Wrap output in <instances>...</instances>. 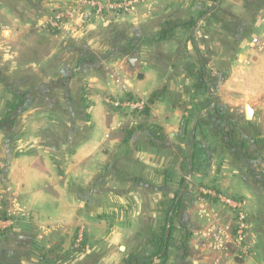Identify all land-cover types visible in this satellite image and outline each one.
Returning a JSON list of instances; mask_svg holds the SVG:
<instances>
[{
  "label": "rangeland",
  "instance_id": "1",
  "mask_svg": "<svg viewBox=\"0 0 264 264\" xmlns=\"http://www.w3.org/2000/svg\"><path fill=\"white\" fill-rule=\"evenodd\" d=\"M93 1L103 4L117 3L123 5V8H106L99 11L98 8L96 10L92 8L94 7L92 5L91 7L83 5L82 0H74L62 4L59 8L30 11L32 15L38 12L47 14L44 22L33 26L36 30L25 32L33 43L31 49L43 53L55 50L56 46L70 47L71 52L77 57L73 68L78 69V72H81L82 68L86 72H82L81 86L74 91L76 93L73 95L74 98L64 107L63 117L56 116L55 112L51 114L49 112L43 118L31 119L27 122L26 130L18 131V135L15 133L13 142L17 150L25 149L26 152L17 157V166L21 168L16 170L14 175L15 179H20V184L25 186L21 187L22 190H19L18 195L22 203L18 198L13 201L14 192L7 194L9 198L4 203V209L9 211L14 219L4 224L6 227L17 225L27 239H31L32 243L35 242L36 254L39 257H47L49 261L56 258L63 261L77 258L85 261L89 257L94 258L98 264H126V258L131 255H139L140 258L148 256L150 245L147 239L158 233L163 225L154 228L153 224L149 229H145L144 234L136 238L126 236L123 240H119L123 233L120 224L130 219L134 220L130 213L132 201L127 197L121 198L111 194L98 196L95 192L92 195L93 190L103 188L104 172L122 171L117 170L118 162L131 156L125 148L128 143L123 142L125 138H129V131H133L137 125L146 133L157 132V126L153 124L155 122L150 115L152 110L161 100L167 103L179 98V93L168 92L164 87V83L169 82L168 73L174 67L175 70L180 69L185 76H190L196 88L200 86L207 88L206 106L209 111L214 109L212 107L217 100L215 111H210L212 114L209 119L199 122L198 124L201 125L199 129L193 130L191 126L189 136L187 139L184 138L187 150L186 163L180 161V165L183 162L182 169L191 168L192 165L195 172H202L204 168L201 167L203 164H199L200 160L191 159L192 154L196 152L200 159L208 152L214 156L217 165L227 164L228 157L220 151L222 148L232 150L234 145L231 139L235 124L231 122V116L240 115L245 122L240 121L241 124L236 130H246L249 127L244 119L246 109L264 113V0H257V3L254 0L258 4L256 8L250 7L253 0ZM173 2L182 4L181 6L185 4L188 13L185 18L182 17L185 19L183 22L196 21L195 24L172 28L173 24L167 26L164 23L160 29L167 27L171 29L167 37L160 39L157 32L155 41L152 42L148 37V31L155 28L153 25L157 15L167 16L168 5ZM234 3L243 6L234 7ZM68 8L73 9V15L65 18L66 23L60 24L59 27L52 26L50 21L55 15ZM200 18L203 20L201 28L198 25ZM241 21L243 25L237 26L242 23ZM231 23H236V26L233 27ZM90 24L95 29L100 27V30L105 26L104 29H111V32L105 33L104 36H100L99 33L88 34L87 27ZM222 24L226 31H232L234 28L241 35L240 39L217 41V29L221 30ZM140 27L143 33L139 35L136 30ZM124 28L128 29V36L132 39L120 41L119 36ZM46 36L49 37L48 43H40L42 37L48 39ZM193 36L194 41L196 39L198 42V50L186 51L188 44L192 47L190 39ZM103 37L109 39L107 46L102 44ZM132 45H135L134 49H131ZM19 47L20 45L17 48ZM25 51L22 48V52ZM220 51H224L225 57H219ZM124 52L126 55H123ZM114 53L122 54V67L117 64L110 65L111 60H114L112 56ZM125 56L128 59H135L134 66L130 65ZM159 59L162 62L161 73L164 72L157 78L159 72L156 67ZM70 71L76 72L72 69ZM109 80L116 81V90L112 92L107 88ZM126 80L129 83L141 82L150 85L147 98L143 97L146 103L151 93L159 92L154 103H149L148 114L142 111L145 108L140 110L118 108L106 101L110 96L119 100L129 98V92L124 90ZM68 93L71 94L68 90H64L65 98ZM71 97L72 94L68 96ZM136 99L140 97L136 96ZM203 108L197 106L192 112H188V115H192L195 119ZM162 110L167 113V109ZM131 119L135 121L134 125L130 123ZM263 123L264 121H258L257 125ZM56 127L63 131L62 139L59 138L57 141L51 134ZM252 128L255 129V126ZM105 132H108V137H106L107 142L103 143ZM193 132L198 133L200 146L192 142ZM160 141L165 146V151L170 154L169 157L175 159L181 156L174 149L177 141H170L168 136ZM73 144L74 146L71 147ZM102 145L115 148L117 153L113 150L110 154L101 153L99 149ZM199 148L205 153L203 151L200 153ZM59 149L63 150L62 155L54 153ZM88 158H92V163L87 161ZM91 165L96 169L91 170ZM194 165L197 167L195 168ZM25 166L26 168H23ZM223 170L227 175L232 172L231 168H223ZM8 182L14 185L13 180L8 179ZM28 182H31V186L27 185ZM10 183L1 185L0 190H4L7 186L12 187ZM227 198L240 199L228 190L217 189L209 179L199 182L191 178L190 183L182 184L175 195L172 192L163 200V206L166 210L176 212L175 224L179 226L174 228L181 229L179 241L183 240L185 243L191 241L189 234L192 233L189 232L188 226L191 225L189 228L194 230L200 229L198 238L201 236L210 247L207 254L211 262L207 264H241L238 259L246 261L242 264H250L247 263L248 234L251 227L248 203L243 200L246 214V240L240 245L235 239L237 225L240 222L239 209L228 204L225 201ZM193 220L195 224H192ZM46 224L50 229L51 226L56 225L60 228L57 231L53 229L52 232H47ZM128 239L129 242L124 247L123 243ZM54 241L61 242L64 246L60 251L61 257L57 256L54 250L45 254L47 243ZM113 241L117 242L113 243ZM177 243V234L173 231L172 246H178ZM178 244L180 245V242ZM121 245L124 249H120ZM179 251L180 249L175 251V259L180 257ZM188 251L187 257L189 256L190 259L201 258L199 252L189 254ZM216 259L220 262L216 263ZM166 261L167 259L155 258L153 264H167Z\"/></svg>",
  "mask_w": 264,
  "mask_h": 264
},
{
  "label": "crops",
  "instance_id": "2",
  "mask_svg": "<svg viewBox=\"0 0 264 264\" xmlns=\"http://www.w3.org/2000/svg\"><path fill=\"white\" fill-rule=\"evenodd\" d=\"M72 1L74 0H0V120L5 117L8 111V103L13 98V92L18 90L29 91L30 93L24 101V107L27 108H23L22 106L19 108L17 119L12 129L6 132L4 130H8L7 128L0 127V186L9 184L8 179L13 180L14 185H12V182L10 183L14 192L13 201L17 200L20 194L19 190H22L21 187L25 186L20 184V179H15L14 175L15 171L21 168L17 166V157L26 152L24 151L25 149L17 150L13 142L15 135H18V131L26 130L28 127L27 122L33 118H43L49 112L50 114L55 112V114H58L56 116L62 115L61 117H63L65 115L64 107L70 104L72 98H74L73 95L76 94L74 91L78 90L81 86L80 77L83 75L82 72H86L82 68L81 72L73 68L77 57L71 52L70 47L64 48L62 45L59 47L56 46L55 50L50 52L44 51L43 53L39 50L33 51L31 49L33 43L31 42V38L25 35V32L36 30L33 26L44 22L47 19V14L38 12L32 15L30 11L55 9L62 6V4ZM255 1L257 3V0ZM255 1H252L251 8H256L258 5ZM181 5L175 4V2L170 3L168 5L167 16L160 17V14L156 16L153 25L155 28L152 31H148V37L152 42L155 41L154 37L156 33L166 21L172 20L179 22L185 20L184 18L188 13V9H186L185 4L183 6ZM233 6L241 8L243 5L240 3L235 5L234 3ZM182 17L184 18L182 19ZM202 22L203 20L200 18V24H198L200 28L203 24ZM223 24L221 25V30L217 29V41L224 42L240 39L241 35L234 28H232V31L227 30V32ZM231 25L235 27L236 23H231ZM242 25L243 22L237 26ZM93 27L91 24L87 27L88 34L92 33L97 35L96 33H99L100 36H104L105 33L111 32V29H104L105 26H102V30H100V27H97V29ZM140 30L141 27L139 30H136L139 35L143 33ZM196 31L197 29L194 30V33ZM5 32H7L6 35ZM46 37L48 39L42 37L40 43H48L49 37ZM103 38L101 40L102 44L107 46V40L109 39L106 37ZM119 38L120 41L132 39L128 36L127 28L123 29ZM193 38L195 37L193 36ZM191 39L190 44L192 47L188 44L186 49V51L190 52L192 49L198 50L197 40L195 39L194 42L196 43L195 47ZM18 45H20L19 49L17 48ZM22 48L26 50L25 53L22 52ZM219 53V57H225L224 51H220ZM123 55H126V53L124 52ZM240 55L239 53L238 56ZM112 56L114 60H111L110 65L115 66L117 64L119 67H122V54L114 53ZM125 58L128 60L127 56ZM174 68L173 70H171L172 68L170 69V73H168L169 82L164 83V87L167 88L168 92L175 91L176 94L179 93V98L178 100H172V102L167 103L165 100H161L155 106L157 109L154 108L152 110L150 115L151 119L155 122L153 124L157 126V132L149 131L146 133L141 131L137 125L134 130L132 129L133 131H129V138H125L123 142L128 143V145H125V148H127L131 156L126 157V159L121 160L117 164V170H122L121 172L123 174L117 171L112 173L111 170H108L107 173L104 172L103 188L97 191L93 190V194L91 192L90 194L94 195L95 192L98 196L111 194L121 198L127 197L132 201L130 203V213L134 220L130 219L120 224L123 233H121L119 240H123L126 236L128 238H136L144 234L145 229H149V226L153 224L154 228L161 227L167 216L166 209L163 206V200L167 199L172 192L175 195L182 184L190 183L191 178L199 182L209 179V182L214 184L217 189L228 190L230 193L239 196L240 199L248 203L251 227L248 234L249 255L247 263L264 264V123L257 125L258 121H264V113H257L254 110L251 114L252 118H247L246 109L244 111V119L247 125H249L246 130H236L238 129V125L241 124L239 122L243 121L240 115L231 116L230 120L235 124L231 139L234 145L231 148L232 150H224L222 148L220 151L224 152V155L228 157L229 161L227 164L224 163L221 166L218 163L217 165L214 156H211L208 152L205 155L202 154L204 157L200 159L198 157L199 154L196 152L194 159L200 160L199 164H203L201 166L204 168L202 172H195L192 169V165L191 168L186 169L185 167L182 169L183 162L186 163V139L189 136L190 127L192 126L194 128L193 130L199 129L201 125L198 123L209 119V116L212 114L210 112L211 110L215 111L217 100L214 101L215 104L212 107L214 109H210L209 111L208 106H206L208 102L207 88H201V86L196 88L192 84L193 79L190 76H185L180 69L177 68L175 70ZM71 69L76 72L71 73ZM161 69L162 62L159 59L156 67V70L159 72L157 78L161 77V74L164 72L161 73ZM93 80L96 81L97 79ZM115 82V80H109L107 82L109 92L116 90ZM124 86V90H127L129 94L139 96L140 98H147L150 90L148 83H129L126 80ZM64 90L71 92L72 97L68 98V96H71L68 93L65 98ZM33 93L34 98L32 97ZM197 106L204 108L201 109L198 117L194 119L192 115H188V112H192ZM163 108L167 109L166 114L163 112ZM249 119L252 120L248 121ZM133 122L135 123L131 119L130 123L132 125H134ZM254 126L255 129L252 128ZM58 128L56 127L55 130L51 131L52 137L56 141L63 136L62 129ZM197 134L193 132L191 140L194 144L198 143V146H200L201 144L198 141ZM166 136L169 137L170 141H177L174 149L181 156L176 155L178 157L175 159L169 157L170 154L165 151L166 148L160 141V139ZM106 137H108V132L103 134V143L107 142ZM73 149L71 148L70 150L73 152ZM112 150L117 153L115 148L111 149L107 145H102L99 149L103 154H110ZM202 151L199 148V152L201 153ZM54 153L56 155H62L63 150H55ZM183 154L184 159L182 160ZM191 159L194 160L192 157ZM91 160L92 158H88L87 161L92 163ZM180 161H183L181 165ZM23 168H26V166ZM223 168H231L232 172L227 175ZM92 169H96V167H92L91 165ZM27 185L31 186V182H28ZM18 199L20 200V197ZM77 200L79 201V199ZM90 200L92 202V199ZM127 206L129 207V204ZM192 224H195V221ZM56 226H51L52 229H50L46 224L45 228L47 232H52L53 229L57 231L60 228ZM175 226L177 227L179 225L175 224ZM190 226H188V229H190L189 232L192 234H189L191 241L189 243L187 242L188 244L183 240L179 241L181 240V229L174 228V233L177 234V240L178 243L180 242V245L177 243V248L170 247L166 261L167 264H207L211 262L207 254L210 247L207 246L206 241L201 239V236L198 238L200 229L194 230L189 228ZM55 242L47 243L45 254L54 250L57 256L61 257L60 251L64 249V246L61 242ZM115 242L117 241H113V243ZM127 242H129V239L123 243L125 244L124 247L127 246ZM34 243L31 242V239H27L22 231H19L17 225H10L2 230L0 229V264H98L94 258L89 257L85 261H80L78 258L71 259V261L57 260V258L49 261L47 257H39L36 254L37 251ZM124 247L121 245L120 249H124ZM179 249L180 251L178 253L180 257L175 259V251ZM187 251L189 254L199 252L201 258L192 260L189 256L187 257ZM219 262L220 260L216 259V263ZM238 262L242 264L246 261L244 259H238Z\"/></svg>",
  "mask_w": 264,
  "mask_h": 264
},
{
  "label": "trees",
  "instance_id": "3",
  "mask_svg": "<svg viewBox=\"0 0 264 264\" xmlns=\"http://www.w3.org/2000/svg\"><path fill=\"white\" fill-rule=\"evenodd\" d=\"M196 21H182V22H176L172 20H168L165 23L169 25L173 24L172 28H175V26H185V25H193ZM170 28L167 27V29H160L158 31L159 38L165 39L169 33ZM192 42L194 43V38L191 37ZM196 47V43H194ZM135 45H132L131 49H134ZM162 90L164 91L165 88L163 87ZM162 90L160 92L162 93ZM157 93L159 92H153L148 97L147 105L143 112L146 114L150 111V104L154 103L156 98H158ZM13 98L8 103V111L3 119L0 120V127L1 128H7L8 130H4L8 132L12 129L13 125L16 122L18 110L21 106H24V101L27 99V96L30 94L29 91H15L12 93ZM130 99H135L136 96L128 94ZM34 98V94L32 95ZM26 106V105H25ZM195 153L192 154V158L194 159ZM169 211H172L170 209L166 210L167 216L165 219V222L163 224V227L158 233H154L153 236L149 239H147V243L150 245V253L148 256L140 258L139 255H131L126 258L125 263L126 264H153V260L155 258L157 259H163L166 260L168 258L169 249L172 246V237H173V231L175 227V216L176 212L172 211L170 213ZM5 218H13L12 216H7V214H4Z\"/></svg>",
  "mask_w": 264,
  "mask_h": 264
},
{
  "label": "built area",
  "instance_id": "4",
  "mask_svg": "<svg viewBox=\"0 0 264 264\" xmlns=\"http://www.w3.org/2000/svg\"><path fill=\"white\" fill-rule=\"evenodd\" d=\"M83 5L85 6H89L90 5L94 6L92 8H94L95 10L98 8L99 11L109 8V9H122L123 5L121 4H117V3H113V4H103L101 2H96V1H88V0H82ZM86 13H83V15ZM73 15V9L72 8H68L65 11H60L58 12L55 17L50 21L52 26H56L59 27L60 24L62 23H66L65 18L69 17ZM107 102L112 103L115 107H123V108H127V109H132V110H140V109H144L147 105L146 100L143 98L140 99H113L111 96L108 97L106 99ZM12 193L13 189L11 186H7L4 190H0V229L5 228V224L7 221L11 220L12 218H5L4 214L6 213L7 216H11V214L9 213V211L4 209V203L8 201V193ZM225 201L232 205V207H234L235 209H239L238 211V220L240 221L237 225V230H236V241L240 244L243 245V243L246 240V214L244 213V204L245 202L241 199L239 200H235L232 198H227L225 199Z\"/></svg>",
  "mask_w": 264,
  "mask_h": 264
},
{
  "label": "water",
  "instance_id": "5",
  "mask_svg": "<svg viewBox=\"0 0 264 264\" xmlns=\"http://www.w3.org/2000/svg\"><path fill=\"white\" fill-rule=\"evenodd\" d=\"M128 61H129L130 65L133 66L135 59L134 58H129ZM251 114H252V111L249 110V109H247V111H246V117L247 118H250L251 117Z\"/></svg>",
  "mask_w": 264,
  "mask_h": 264
}]
</instances>
